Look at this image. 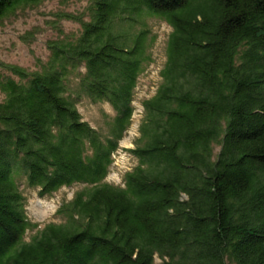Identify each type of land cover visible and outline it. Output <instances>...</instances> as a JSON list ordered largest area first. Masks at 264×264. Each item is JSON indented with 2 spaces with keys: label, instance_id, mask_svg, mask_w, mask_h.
<instances>
[{
  "label": "trees",
  "instance_id": "1",
  "mask_svg": "<svg viewBox=\"0 0 264 264\" xmlns=\"http://www.w3.org/2000/svg\"><path fill=\"white\" fill-rule=\"evenodd\" d=\"M41 0H0V21ZM35 67L0 61V264H264V0H91ZM136 158L106 179L154 62ZM157 16H155L156 18ZM108 103L103 127L79 109ZM79 184L40 227L41 197Z\"/></svg>",
  "mask_w": 264,
  "mask_h": 264
},
{
  "label": "rangeland",
  "instance_id": "2",
  "mask_svg": "<svg viewBox=\"0 0 264 264\" xmlns=\"http://www.w3.org/2000/svg\"><path fill=\"white\" fill-rule=\"evenodd\" d=\"M91 0H41L34 4H26L18 8L10 16L0 21V61L18 63L33 68L36 63L46 58L49 53L48 42L58 36L62 28L67 33H77L81 29L80 22L67 15L83 14ZM155 16H157L155 18ZM147 17L151 29L156 34L151 48L154 62L140 76L136 87L133 104V122L125 137L120 142V148L115 154V160L106 177L110 182L121 184L123 176L136 164L134 158L126 149L134 146V139L139 135V123L143 115L142 101L155 93L160 82L159 69L166 61L167 40L172 27L163 21V17L155 15ZM162 18V19H161ZM1 98V94H0ZM84 118L95 127H103L104 114L113 111L108 103H93L87 99L79 104ZM28 196L27 213L33 221L40 222V227L48 221H58L55 212L63 200L72 198L79 184L64 186L53 195L41 197L37 190L21 185ZM38 211H45L41 216ZM156 264L161 258L156 256Z\"/></svg>",
  "mask_w": 264,
  "mask_h": 264
},
{
  "label": "bare ground",
  "instance_id": "3",
  "mask_svg": "<svg viewBox=\"0 0 264 264\" xmlns=\"http://www.w3.org/2000/svg\"><path fill=\"white\" fill-rule=\"evenodd\" d=\"M39 212V214L43 217V216H45V214H46V212L45 211H38Z\"/></svg>",
  "mask_w": 264,
  "mask_h": 264
},
{
  "label": "built area",
  "instance_id": "4",
  "mask_svg": "<svg viewBox=\"0 0 264 264\" xmlns=\"http://www.w3.org/2000/svg\"><path fill=\"white\" fill-rule=\"evenodd\" d=\"M160 70V69H159ZM158 74H159V71H158ZM157 88V87H156Z\"/></svg>",
  "mask_w": 264,
  "mask_h": 264
}]
</instances>
